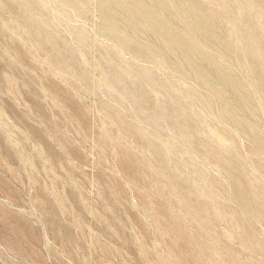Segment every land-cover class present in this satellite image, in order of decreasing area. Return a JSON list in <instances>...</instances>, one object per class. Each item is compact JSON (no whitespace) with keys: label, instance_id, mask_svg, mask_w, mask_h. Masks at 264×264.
I'll use <instances>...</instances> for the list:
<instances>
[{"label":"rangeland","instance_id":"rangeland-1","mask_svg":"<svg viewBox=\"0 0 264 264\" xmlns=\"http://www.w3.org/2000/svg\"><path fill=\"white\" fill-rule=\"evenodd\" d=\"M0 264H264V0H0Z\"/></svg>","mask_w":264,"mask_h":264}]
</instances>
